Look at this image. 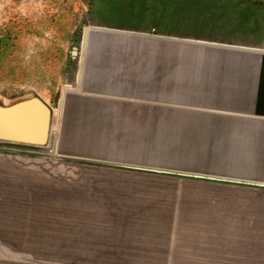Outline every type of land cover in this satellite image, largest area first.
<instances>
[{
  "label": "crops",
  "instance_id": "0c3cea01",
  "mask_svg": "<svg viewBox=\"0 0 264 264\" xmlns=\"http://www.w3.org/2000/svg\"><path fill=\"white\" fill-rule=\"evenodd\" d=\"M89 43L55 151L112 169L63 192L62 256L264 264V51L103 30Z\"/></svg>",
  "mask_w": 264,
  "mask_h": 264
},
{
  "label": "rangeland",
  "instance_id": "374dc122",
  "mask_svg": "<svg viewBox=\"0 0 264 264\" xmlns=\"http://www.w3.org/2000/svg\"><path fill=\"white\" fill-rule=\"evenodd\" d=\"M93 30L264 51V0H0V105L37 96L52 110L45 145L0 141V264H91L62 256L60 201L82 172L112 168L59 157L55 142Z\"/></svg>",
  "mask_w": 264,
  "mask_h": 264
},
{
  "label": "water",
  "instance_id": "95a60500",
  "mask_svg": "<svg viewBox=\"0 0 264 264\" xmlns=\"http://www.w3.org/2000/svg\"><path fill=\"white\" fill-rule=\"evenodd\" d=\"M50 119L51 108L37 96L0 105V141L43 146L48 142Z\"/></svg>",
  "mask_w": 264,
  "mask_h": 264
},
{
  "label": "bare ground",
  "instance_id": "6f19581e",
  "mask_svg": "<svg viewBox=\"0 0 264 264\" xmlns=\"http://www.w3.org/2000/svg\"><path fill=\"white\" fill-rule=\"evenodd\" d=\"M51 121H52V110H51V119H50L49 133H50V128H51ZM48 140H49V137H48Z\"/></svg>",
  "mask_w": 264,
  "mask_h": 264
}]
</instances>
